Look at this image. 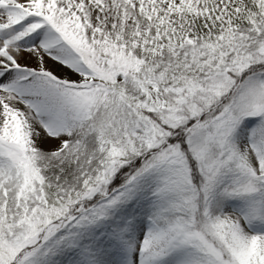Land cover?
<instances>
[{
  "label": "snow or ice",
  "instance_id": "6c2138e0",
  "mask_svg": "<svg viewBox=\"0 0 264 264\" xmlns=\"http://www.w3.org/2000/svg\"><path fill=\"white\" fill-rule=\"evenodd\" d=\"M0 264H264V0H0Z\"/></svg>",
  "mask_w": 264,
  "mask_h": 264
}]
</instances>
